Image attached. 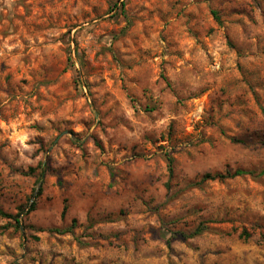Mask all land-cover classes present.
Segmentation results:
<instances>
[{
    "label": "rangeland",
    "instance_id": "rangeland-1",
    "mask_svg": "<svg viewBox=\"0 0 264 264\" xmlns=\"http://www.w3.org/2000/svg\"><path fill=\"white\" fill-rule=\"evenodd\" d=\"M263 169L264 0H0V264H264Z\"/></svg>",
    "mask_w": 264,
    "mask_h": 264
},
{
    "label": "trees",
    "instance_id": "trees-1",
    "mask_svg": "<svg viewBox=\"0 0 264 264\" xmlns=\"http://www.w3.org/2000/svg\"><path fill=\"white\" fill-rule=\"evenodd\" d=\"M122 5H124V3H122ZM167 160L169 161V164L172 165V158L168 157ZM31 170H33V168H31ZM172 170V168H171ZM250 174L252 175L253 172L246 170V169H242V168H237L233 171H227V172H218V173H205L203 175V180H225V179H230V178H234L237 176H242V175H247ZM259 175H264V169L260 171ZM35 205L33 204L30 208V211L34 210ZM0 217L1 218H14V220L16 221V223H19V218L18 216H13L12 214L6 213L4 212L2 209H0ZM207 228L205 226H198L196 227L193 231L189 232V233H184V232H176L175 235H178V237H183V238H192L195 236L200 235L201 233H203ZM56 233L59 234H63L65 233V230H61V229H55L53 230Z\"/></svg>",
    "mask_w": 264,
    "mask_h": 264
}]
</instances>
